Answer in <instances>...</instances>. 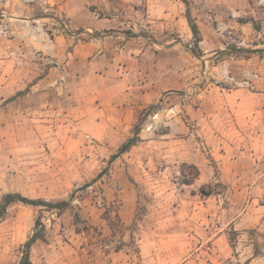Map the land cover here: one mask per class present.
<instances>
[{
    "label": "rangeland",
    "instance_id": "374dc122",
    "mask_svg": "<svg viewBox=\"0 0 264 264\" xmlns=\"http://www.w3.org/2000/svg\"><path fill=\"white\" fill-rule=\"evenodd\" d=\"M4 2L0 203L67 205L8 203L0 264H19L35 230L32 264H264V0H180L197 36L144 0L102 3L134 55L82 84L48 20L36 31L32 11Z\"/></svg>",
    "mask_w": 264,
    "mask_h": 264
},
{
    "label": "crops",
    "instance_id": "0c3cea01",
    "mask_svg": "<svg viewBox=\"0 0 264 264\" xmlns=\"http://www.w3.org/2000/svg\"><path fill=\"white\" fill-rule=\"evenodd\" d=\"M4 3H15L16 0H3ZM52 5L51 16L49 19V35L52 37V52L58 59L65 58V74L71 77L73 74L79 78V84H82V72L87 73L91 67L99 66L103 69L102 75L118 65L120 57H131L134 55V48L130 49L131 43L134 47L135 42L125 40L120 37L117 27L114 26L115 17L112 14L101 16L103 9L102 3H111V0H48ZM135 3L137 0H125ZM146 1L147 16L159 17L164 19H174L176 25L186 30V16L180 9V0H144ZM29 11H32L28 8ZM23 11V10H22ZM28 11V12H29ZM241 14L244 11H240ZM32 11L30 16H35ZM234 16V15H233ZM58 18H64L68 23V30L60 33L56 29ZM231 25L237 26L243 30H249L252 21L229 18ZM86 36V40L82 38ZM123 43L117 44L118 41ZM139 50V49H138ZM140 51H144L143 48ZM124 62V61H123ZM82 63H86L85 70L82 69ZM101 66V67H100ZM122 67V65H121ZM111 68V69H110ZM100 74V71H98ZM125 80V76L123 78ZM144 83L140 86L144 87ZM124 92H131L135 86L128 83L123 87ZM82 91V89H81Z\"/></svg>",
    "mask_w": 264,
    "mask_h": 264
},
{
    "label": "trees",
    "instance_id": "16d2710c",
    "mask_svg": "<svg viewBox=\"0 0 264 264\" xmlns=\"http://www.w3.org/2000/svg\"><path fill=\"white\" fill-rule=\"evenodd\" d=\"M186 18L193 35L197 36L198 34L197 26L194 23L189 13H186ZM137 140H138L137 135L128 139L127 142L122 144V146L118 149V152L113 157H115L117 154L127 151L131 146H133L137 142ZM12 201H20L24 204H30V205L45 204L53 209H58V210L64 208L67 205L66 201H59L53 203V202L43 201L40 199H27L26 197H23L19 193H8L3 196L2 202L0 203V216L5 213L7 204ZM37 224L39 225V222H36V225ZM40 238H42V232L35 230L34 233L28 238V240L24 244V255L21 261L19 262V264H32L29 259V249L32 246V244Z\"/></svg>",
    "mask_w": 264,
    "mask_h": 264
},
{
    "label": "built area",
    "instance_id": "2783aa9c",
    "mask_svg": "<svg viewBox=\"0 0 264 264\" xmlns=\"http://www.w3.org/2000/svg\"><path fill=\"white\" fill-rule=\"evenodd\" d=\"M16 2L20 5H23L27 8H30L32 11L36 13L35 16H32L30 19L33 22V28L36 31L44 32V26L40 23L41 20H49L54 17L51 16L52 13V5L48 0H16ZM5 11H1V16L5 17ZM7 26L1 25V31L4 34L7 33ZM56 29L60 33H65L68 30V23L64 18H58L56 22ZM47 34V33H46ZM57 65V63H55Z\"/></svg>",
    "mask_w": 264,
    "mask_h": 264
}]
</instances>
